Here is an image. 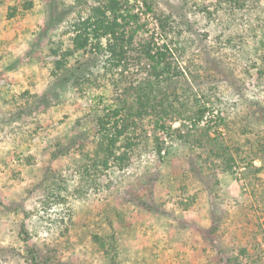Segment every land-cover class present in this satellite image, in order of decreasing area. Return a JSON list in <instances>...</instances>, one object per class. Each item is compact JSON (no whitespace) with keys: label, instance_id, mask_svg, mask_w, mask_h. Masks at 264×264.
Masks as SVG:
<instances>
[{"label":"rangeland","instance_id":"1","mask_svg":"<svg viewBox=\"0 0 264 264\" xmlns=\"http://www.w3.org/2000/svg\"><path fill=\"white\" fill-rule=\"evenodd\" d=\"M0 264H264V0H0Z\"/></svg>","mask_w":264,"mask_h":264},{"label":"trees","instance_id":"2","mask_svg":"<svg viewBox=\"0 0 264 264\" xmlns=\"http://www.w3.org/2000/svg\"><path fill=\"white\" fill-rule=\"evenodd\" d=\"M111 2H113V0H111ZM109 26V25H108ZM116 26V24H114L112 27H115ZM103 29H105V26L103 27Z\"/></svg>","mask_w":264,"mask_h":264}]
</instances>
